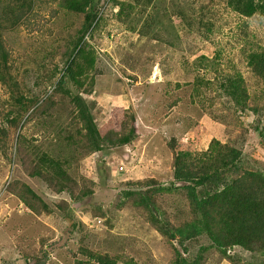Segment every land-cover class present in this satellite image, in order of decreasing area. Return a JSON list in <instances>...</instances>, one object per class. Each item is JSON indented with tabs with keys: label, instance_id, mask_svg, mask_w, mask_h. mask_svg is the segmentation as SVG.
Wrapping results in <instances>:
<instances>
[{
	"label": "trees",
	"instance_id": "obj_1",
	"mask_svg": "<svg viewBox=\"0 0 264 264\" xmlns=\"http://www.w3.org/2000/svg\"><path fill=\"white\" fill-rule=\"evenodd\" d=\"M164 1L112 0L134 12L127 30L138 41L146 38L150 42V57L165 48V57L175 61V66L176 57H186ZM104 2L107 0H0V86L7 94L0 102V153L6 158L8 150H13L9 164L17 159L29 176L44 181L51 192L69 195L77 192L73 196L75 202L94 201L90 189L94 182L88 180L87 185L84 176L72 170L74 166L78 168L85 157L122 148L135 137L134 116L128 108L118 131L107 129L102 134L97 127L101 113L95 100L103 94L95 89L96 76L100 74L95 38L105 26ZM46 3L54 4L45 21L46 25L50 23V38L43 37L44 27L36 37L15 41L17 36L9 33L19 30L25 16L37 7L44 8ZM225 4L241 16L264 17V0H225ZM179 7L175 15L191 30L196 24L203 36L213 32L211 20L190 13L194 12L191 4L187 8ZM8 38L12 42L6 44ZM23 41L24 46L18 50ZM135 43L129 42L132 46ZM256 48L243 49L242 56L246 57L247 72L261 91L260 96H255L257 102L264 101V49ZM219 63L217 56L196 57L188 69L189 79L184 81L185 74L177 80L175 88L192 83L194 95L202 97L200 85L206 86L208 80L204 81L199 74L210 70L224 80L223 89L234 104L243 108L250 99L249 82L241 70L226 73L224 66L217 68ZM147 64L145 76L152 69V64L148 61ZM225 65L231 66V60ZM29 71L35 74L32 89L23 80ZM196 102L205 106L201 99ZM251 108L254 112L260 110L258 105ZM258 129L257 126L255 130ZM233 142L212 138L201 152L170 146L173 179L169 185H158L148 178L144 182L151 189L143 186L122 190L123 203L128 204L131 199L130 203L143 212V224L169 241L173 249L170 264H218L222 260L231 264H264V170L255 167ZM10 191L36 215L49 216L55 212L53 206L23 182L15 180ZM161 197V204L154 200ZM56 208L66 209L68 216L73 214L66 204H57ZM101 217L96 212L91 216L92 220ZM204 238L207 242L199 245L193 260L183 258L189 254V247ZM239 251L261 258L242 263L237 259ZM82 253L92 260L86 264H144L125 251L111 254L102 248L86 247Z\"/></svg>",
	"mask_w": 264,
	"mask_h": 264
},
{
	"label": "rangeland",
	"instance_id": "obj_2",
	"mask_svg": "<svg viewBox=\"0 0 264 264\" xmlns=\"http://www.w3.org/2000/svg\"><path fill=\"white\" fill-rule=\"evenodd\" d=\"M115 2L107 0L102 4L105 26L95 38L100 71L95 89L103 94L95 100L99 102L101 113L97 127L102 134L107 129L118 131L124 122V110L128 108L134 116L135 137L122 148L85 157L78 168L74 166L72 170L84 176L87 185L88 180L94 182L90 186L94 201L90 203L75 202L73 196L77 192L74 195L51 192L44 181L29 176L17 159L8 163L10 156L13 159V150H8L6 158L0 153V264H77V261L86 264L92 262L82 253L86 247L102 248L111 254L125 251L144 264H170L173 249L171 251L169 241L143 224V212L130 203L131 199L128 204L123 203L122 190L143 186L151 189L144 182L148 178L158 185H169L173 179L170 148L201 152L212 138L234 140L247 159L264 170V101L255 100L261 91L247 72L246 57L242 56L243 49L249 47L264 49V17L259 14L241 16L227 7L225 0H165L167 15L179 33L186 57H176L178 65L174 66L175 61L165 57V48L157 50L154 59L150 57V42L146 38L138 41L137 36H131L127 30L134 12ZM189 4L193 6L194 12L190 13L194 17L211 20L214 24L213 32L207 37L200 34L202 29L196 24L191 30L175 15L179 6L187 8ZM53 6L46 3L44 8L35 7L25 16L19 30L11 31L10 36H17L15 41L36 37L45 27L43 37L48 40L50 23L46 25L45 21ZM7 40L6 44L12 42L10 38ZM129 42L136 43L132 46ZM23 46L24 41L18 50ZM200 55L217 56L221 62L217 68L224 66L226 73L235 69L242 71L249 82L250 99L246 106L239 109L223 89L224 80L210 70L199 74L204 81L208 80L206 86L205 83L200 85L202 97L194 95L192 83L175 88L177 80L185 74L184 81L189 79L191 62ZM227 60H231V66L225 65ZM147 61L152 64L149 76L143 75ZM34 75L29 71L23 78L30 89L34 88ZM6 98V91L0 86V102ZM199 99L205 106L197 104ZM255 105L259 106L258 112L251 108ZM120 167L123 171H119ZM15 180L32 188L55 212L49 216L30 212L10 191ZM154 200L161 204L162 197ZM57 204H66L73 214L68 216L66 209L56 208ZM94 212L102 217L92 220ZM205 242L206 238L195 242L183 258L193 260L199 245ZM260 258L255 259L243 251L237 254L242 263Z\"/></svg>",
	"mask_w": 264,
	"mask_h": 264
},
{
	"label": "crops",
	"instance_id": "obj_3",
	"mask_svg": "<svg viewBox=\"0 0 264 264\" xmlns=\"http://www.w3.org/2000/svg\"><path fill=\"white\" fill-rule=\"evenodd\" d=\"M226 262V263H225ZM219 264H231L230 262H228L227 260H222V261H220V263Z\"/></svg>",
	"mask_w": 264,
	"mask_h": 264
},
{
	"label": "built area",
	"instance_id": "obj_4",
	"mask_svg": "<svg viewBox=\"0 0 264 264\" xmlns=\"http://www.w3.org/2000/svg\"><path fill=\"white\" fill-rule=\"evenodd\" d=\"M119 169L122 170V167H120Z\"/></svg>",
	"mask_w": 264,
	"mask_h": 264
},
{
	"label": "clouds",
	"instance_id": "obj_5",
	"mask_svg": "<svg viewBox=\"0 0 264 264\" xmlns=\"http://www.w3.org/2000/svg\"><path fill=\"white\" fill-rule=\"evenodd\" d=\"M119 171H123V168H122V170H119Z\"/></svg>",
	"mask_w": 264,
	"mask_h": 264
}]
</instances>
